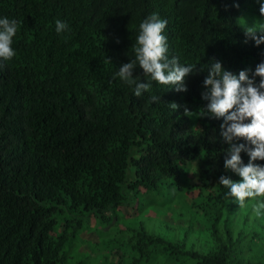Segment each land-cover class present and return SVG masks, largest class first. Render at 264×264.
I'll use <instances>...</instances> for the list:
<instances>
[{
  "label": "trees",
  "instance_id": "obj_1",
  "mask_svg": "<svg viewBox=\"0 0 264 264\" xmlns=\"http://www.w3.org/2000/svg\"><path fill=\"white\" fill-rule=\"evenodd\" d=\"M262 3L0 0V18L19 25L16 55L0 59V264H74L79 252L72 240L90 217L112 247L109 258L96 255L99 264L123 258L128 264H264V214L253 209L264 197L246 199L241 208L219 183L222 175L242 178L225 168L224 118L208 113L202 98L212 62L237 76L251 69L250 77L264 62V43L245 35L250 15L244 12L257 13L264 25ZM153 13L168 22L169 57L197 71L180 92L137 64L134 79L151 88L136 97L135 84L115 74L135 60L139 25ZM56 20L69 30L58 34ZM241 157L247 164L248 154ZM254 163L264 166V160ZM172 188L187 201L185 215L178 201L176 216L168 215L179 217L177 228L153 233L141 220L110 239L112 228L121 232L122 207L134 208L137 195L152 202ZM101 243L99 237L91 242L92 251Z\"/></svg>",
  "mask_w": 264,
  "mask_h": 264
},
{
  "label": "clouds",
  "instance_id": "obj_2",
  "mask_svg": "<svg viewBox=\"0 0 264 264\" xmlns=\"http://www.w3.org/2000/svg\"><path fill=\"white\" fill-rule=\"evenodd\" d=\"M259 11L264 15V3ZM167 23V20L160 19L156 13L147 17L139 25L135 60L123 64L115 74L128 85L135 84L136 97L151 88L150 82L142 83L134 79L133 69L137 64L143 69L145 76H150L159 84L175 86L176 91L180 92L188 91L185 79L197 71L196 66L180 64L177 56L169 57L167 37L163 34ZM18 27L15 19L0 18V59L4 61L11 60L16 55L12 43ZM68 30L67 23L56 20L58 34ZM245 35L254 40L257 46L264 43V27L245 30ZM250 71L251 69L241 70L237 76L226 70L221 62H212L203 81L206 91L202 93V98L209 101L207 112L216 118H224L220 125V135L230 145L225 168L238 173L242 179L233 181L222 175L219 183L230 189L227 195L235 197L241 208L246 199L250 201L264 197V166L254 163L257 159L264 160V62L256 66L251 77ZM256 76L261 78L258 84ZM151 99L157 101L160 97L152 96ZM171 107L176 110L178 105L171 103ZM184 111L186 115L190 112L187 107ZM248 120L250 122H246ZM241 138L248 143L235 142ZM242 151L250 157L247 164L243 163ZM253 209L258 217L264 214V201L253 205Z\"/></svg>",
  "mask_w": 264,
  "mask_h": 264
},
{
  "label": "rangeland",
  "instance_id": "obj_3",
  "mask_svg": "<svg viewBox=\"0 0 264 264\" xmlns=\"http://www.w3.org/2000/svg\"><path fill=\"white\" fill-rule=\"evenodd\" d=\"M244 12L246 14L250 15V24H248L250 29H260L261 27H264L263 24L260 23V18L257 13L249 12V9H245ZM130 194H133L130 192ZM142 194V193H140ZM151 194V193H147ZM183 196V197H182ZM178 194V191H176L174 188L170 190L169 194H161V197L159 199H155L154 201L150 202L149 198H146L142 195H137L134 198V203H131V205L134 206L131 207L130 205L128 207H122V213L127 214L124 217H120L117 222L119 223V226H121V232L116 231L114 228L111 229L110 239L121 237L122 235L126 234L124 231V228H126V225L134 223L143 220L146 225V229L153 233H163L168 235L169 228H177L175 224H179L181 220H178V218L172 219L171 216L168 215H174L173 207L178 201V204L182 207L184 215L186 214L187 210L185 205H187L186 195L184 194ZM188 199L189 201L196 200V194L194 191L190 190L188 193ZM137 205V206H136ZM195 211L193 210V213ZM151 213V214H150ZM131 214V216H129ZM176 216V214L174 215ZM184 217V216H183ZM92 217L88 218L85 222L81 224V226L77 229L76 235L73 238L72 242V248H75L76 251L79 252L78 255L73 256L72 260L74 264H99L96 260V255H100L103 258H109L110 252H111V243L109 242L107 244V233L104 231H99L95 229L94 223L91 222ZM155 219V220H153ZM177 219V220H176ZM203 222V220H200ZM153 222L155 223L153 225ZM201 224V223H199ZM198 222L195 227H197ZM111 227L108 226L107 228H103L104 230H109ZM173 231V230H172ZM93 232L95 234H93ZM98 232V233H97ZM102 240L103 243H101V247H95V250L98 251H92L90 245L91 242H94L95 239ZM121 242L122 238L119 239ZM120 247H123L124 243L121 245L118 244ZM90 250V251H89ZM121 253L126 254V250L121 249ZM109 254V256H108ZM124 254V255H125ZM160 259V257H159ZM110 260V259H109ZM111 262V261H110ZM119 264H128L126 259H122V261Z\"/></svg>",
  "mask_w": 264,
  "mask_h": 264
}]
</instances>
